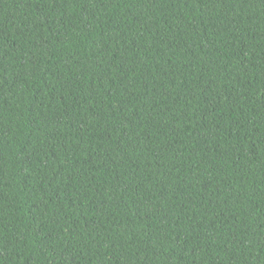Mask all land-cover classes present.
I'll use <instances>...</instances> for the list:
<instances>
[{
  "label": "trees",
  "instance_id": "obj_1",
  "mask_svg": "<svg viewBox=\"0 0 264 264\" xmlns=\"http://www.w3.org/2000/svg\"><path fill=\"white\" fill-rule=\"evenodd\" d=\"M0 264H264V0H0Z\"/></svg>",
  "mask_w": 264,
  "mask_h": 264
}]
</instances>
